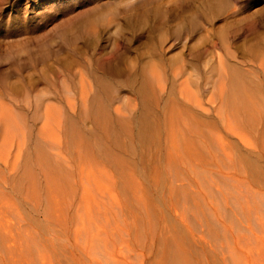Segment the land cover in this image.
<instances>
[{
  "label": "rangeland",
  "instance_id": "obj_1",
  "mask_svg": "<svg viewBox=\"0 0 264 264\" xmlns=\"http://www.w3.org/2000/svg\"><path fill=\"white\" fill-rule=\"evenodd\" d=\"M263 207L264 0H0V264H245Z\"/></svg>",
  "mask_w": 264,
  "mask_h": 264
},
{
  "label": "bare ground",
  "instance_id": "obj_2",
  "mask_svg": "<svg viewBox=\"0 0 264 264\" xmlns=\"http://www.w3.org/2000/svg\"><path fill=\"white\" fill-rule=\"evenodd\" d=\"M235 100H236V102H238V103H240V102H242L243 101V98H242V96L240 95V96H238V97H236L235 96ZM87 182V181H86ZM220 194V193H219ZM237 194V193H236ZM240 194V193H239ZM243 194V193H242ZM232 195V194H231ZM234 196V195H233ZM90 197H91V195H90ZM242 197H244V196H242ZM231 198V197H230ZM233 198V197H232ZM238 198V197H237ZM245 198V197H244ZM244 198H243V201H244ZM234 199V198H233ZM232 199V200H233ZM242 200V199H241ZM247 200H245V202L244 203H246L247 204V202H246ZM226 202V201H225ZM236 203V202H235ZM249 203V202H248ZM232 204V203H231ZM223 205H224V203H223ZM237 205H238V203H237ZM247 206V208H248V204L246 205ZM250 206V205H249ZM234 207V206H233ZM230 208V207H229ZM234 208H236V207H234ZM240 208H243V207H240ZM264 208V207H263ZM239 209V208H238ZM224 210V209H223ZM228 210V209H227ZM236 210V209H235ZM248 210H249V208H248ZM226 211V210H225ZM242 212V209L241 210H239V212H237L236 211V213L238 214V213H241ZM246 210H243V212H245ZM242 212V213H243ZM252 212V211H251ZM241 213V214H242ZM246 213V212H245ZM244 213V214H245ZM249 213V212H248ZM247 214V213H246ZM243 215V214H242ZM245 216V215H244ZM224 217H225V215H224ZM262 217H263V215H262ZM183 218V217H182ZM227 218V217H226ZM225 218V219H226ZM248 218V217H247ZM229 220H230V218H228ZM233 219L234 218H232V220H231V222L233 221ZM236 221H237V219H235ZM2 221V220H1ZM0 221V222H1ZM236 221H234V222H236ZM250 222V221H249ZM3 224V223H2ZM1 225V224H0ZM238 226V225H237ZM246 226V228H247V231L248 230H250V226L248 225L247 226V224L245 225ZM3 227V226H2ZM254 227H256L255 225H254ZM241 228H245V227H242L241 226ZM245 228V229H246ZM6 231H8V230H6ZM244 231H246V230H244ZM257 231H261L260 229H258ZM257 231H255V232H257ZM249 232V231H248ZM251 232H252V230H251ZM254 232V231H253ZM261 232H263V230L261 231ZM258 233V232H257ZM238 234V233H237ZM261 234V235H260ZM239 235H240V233H239ZM238 235V236H239ZM245 235V234H244ZM256 237H259V239L261 238V241L258 239V238H254V240L253 241H249V242H245L244 241V238L246 237V236H240V237H238L237 238V235H236V238H234V237H232V238H234V240L236 239V242L238 241V243L240 242V246H241V248H243L242 246H244L245 248H243L242 250L240 249V247H239V249H240V251L242 252H240L241 253V256H243L242 257V259H244V260H246V261H243V263H245V264H264V249H263V239H264V233H258V234H254ZM233 243V242H232ZM11 244V243H10ZM236 245H238L237 243H236ZM234 247H237L236 248V250H239L238 249V246H234ZM11 248V247H10ZM179 262H178V260L176 261V263L174 262V264H178Z\"/></svg>",
  "mask_w": 264,
  "mask_h": 264
}]
</instances>
